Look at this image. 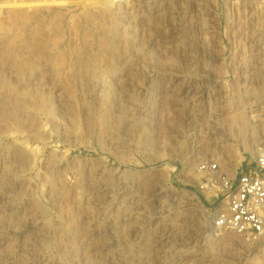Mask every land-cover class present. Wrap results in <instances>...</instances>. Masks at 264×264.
<instances>
[{
    "label": "rangeland",
    "instance_id": "374dc122",
    "mask_svg": "<svg viewBox=\"0 0 264 264\" xmlns=\"http://www.w3.org/2000/svg\"><path fill=\"white\" fill-rule=\"evenodd\" d=\"M259 144L264 0H0V264H264L195 193Z\"/></svg>",
    "mask_w": 264,
    "mask_h": 264
},
{
    "label": "built area",
    "instance_id": "2783aa9c",
    "mask_svg": "<svg viewBox=\"0 0 264 264\" xmlns=\"http://www.w3.org/2000/svg\"><path fill=\"white\" fill-rule=\"evenodd\" d=\"M197 170L202 180L195 193L208 213L209 227L251 242L264 238V145L234 174L222 171L218 160L201 163Z\"/></svg>",
    "mask_w": 264,
    "mask_h": 264
}]
</instances>
